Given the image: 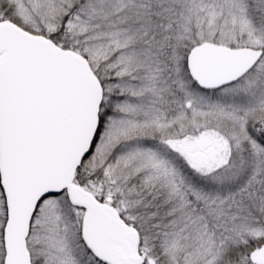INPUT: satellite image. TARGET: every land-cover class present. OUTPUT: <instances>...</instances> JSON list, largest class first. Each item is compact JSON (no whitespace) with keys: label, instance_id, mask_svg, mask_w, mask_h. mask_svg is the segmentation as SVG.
Returning <instances> with one entry per match:
<instances>
[{"label":"snow or ice","instance_id":"1","mask_svg":"<svg viewBox=\"0 0 264 264\" xmlns=\"http://www.w3.org/2000/svg\"><path fill=\"white\" fill-rule=\"evenodd\" d=\"M0 264H264V0H0Z\"/></svg>","mask_w":264,"mask_h":264}]
</instances>
